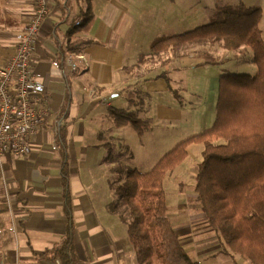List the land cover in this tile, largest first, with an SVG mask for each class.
<instances>
[{
    "label": "crops",
    "instance_id": "1",
    "mask_svg": "<svg viewBox=\"0 0 264 264\" xmlns=\"http://www.w3.org/2000/svg\"><path fill=\"white\" fill-rule=\"evenodd\" d=\"M130 1L92 0L94 24L90 31L75 37L97 42L80 53L86 63L80 60L76 72L62 75L53 60L63 61L61 48L65 46L67 32L74 22L81 20L88 0H49L50 12L34 49V72L46 84L50 96L48 122L46 129L32 140L30 153H8L4 163L0 160V264H60L57 258L44 257L48 250L63 243L68 222L64 210V151L60 146L53 150L48 145L55 139L51 130L55 117L67 137L68 187L73 200L78 264H140L127 225L119 216L122 207L119 213L109 208L117 199L112 182L123 181L122 165L124 169L132 167L141 172L143 167L153 168L163 156L167 135L180 126L187 108H196V96H214L215 112L212 110L206 128L215 122L222 74H212L210 79L200 75L199 86L190 80V75L196 69L218 65L216 62L196 66L203 60L192 61L188 65L184 62L188 57L173 52L154 71L142 57V39L151 34L149 28L145 29L149 15L144 9L150 6L155 10L153 28L177 25L179 19H187L178 13L177 0ZM210 5L208 9L214 13L218 3L213 1ZM34 11L35 0H0V66L15 55L23 27ZM221 49L217 44V51ZM163 72L177 95L169 89L166 78H156ZM190 85H196L194 98ZM181 89L187 95L180 94ZM112 108L137 111L152 127L143 135L131 125L118 127L109 114ZM201 130L205 128L194 132ZM182 138H176L166 148H173ZM126 146L133 150L126 152ZM197 147L198 143L191 144L184 162L166 175L167 215L194 261L251 264L228 248L222 234L209 225L197 204L195 176L199 161L191 159L192 150ZM201 159L200 155V162ZM169 189L174 192L171 203Z\"/></svg>",
    "mask_w": 264,
    "mask_h": 264
},
{
    "label": "trees",
    "instance_id": "2",
    "mask_svg": "<svg viewBox=\"0 0 264 264\" xmlns=\"http://www.w3.org/2000/svg\"><path fill=\"white\" fill-rule=\"evenodd\" d=\"M92 0L81 20L69 28L61 55L80 54L97 41L75 37L91 30L95 15ZM261 7L238 4L217 5L211 22L193 30L156 38L151 48L166 52L185 44L218 42L228 51L253 52L257 67L254 75L225 73L219 78L216 119L204 131L192 134L166 152L147 172L126 167L124 179L112 182L117 196L109 208L118 212L127 225L128 236L140 264H201L194 261L181 244L167 215L166 175L188 156L193 143L203 145L202 160L195 176V193L209 225L220 232L228 248L239 253L251 264H264V40L259 37ZM204 61L196 66L216 61L204 53ZM166 78L167 73L156 78ZM66 108L63 109L65 111ZM109 114L115 125H131L139 135L151 128L149 120L137 111L112 108ZM65 129L60 130L58 147L64 151L62 167L65 185L67 227L63 243L44 254L60 260V264H78L74 247L75 221L73 200L69 191V162ZM109 158V157H108ZM118 170V169H117Z\"/></svg>",
    "mask_w": 264,
    "mask_h": 264
},
{
    "label": "built area",
    "instance_id": "3",
    "mask_svg": "<svg viewBox=\"0 0 264 264\" xmlns=\"http://www.w3.org/2000/svg\"><path fill=\"white\" fill-rule=\"evenodd\" d=\"M50 12L49 0H35V11L24 25L17 51L0 66V160L12 153L17 156L31 152L34 137L47 127L50 96L44 81L34 72L35 40L44 20ZM86 58L81 54H66L63 61L53 60L62 75L74 73L79 62ZM61 122L54 118L51 130L55 139L49 147L58 149L56 142ZM60 260L57 259L58 263Z\"/></svg>",
    "mask_w": 264,
    "mask_h": 264
},
{
    "label": "rangeland",
    "instance_id": "4",
    "mask_svg": "<svg viewBox=\"0 0 264 264\" xmlns=\"http://www.w3.org/2000/svg\"><path fill=\"white\" fill-rule=\"evenodd\" d=\"M167 2L169 1H174V0H166ZM213 1H216L219 5H227V4H238L240 1H244L246 5L248 6H256V7H261L262 8V21H261V26L259 27V37L264 40V0H177L178 8H179V14L183 15V17H186L187 19L182 21L178 20L177 25H170V24H163L161 26H156L153 28V24L156 22L154 21L155 19L153 16L155 15V10H153L152 7L148 6L144 9V13L149 15L148 16V25L145 26L146 28L150 29V36L149 38H143L141 42V47L143 51L145 52L142 57L146 58L149 66L154 70L157 71L161 65H163L164 61L168 59V57L173 56V52L178 53L179 55L184 54V57H188L189 59H185L184 62L190 63L192 61L197 62V61H204V58H202L200 55L204 53H208L210 59H214L218 65L216 66H210L207 67L208 69H196L193 74L190 75L191 79L194 80L198 86L200 85V80L197 81V78L200 75H208V79L212 77V74L215 73H220V74H225V73H244V74H250L254 75L257 71V67L255 63L252 60L253 52L251 48H248L245 53L237 51H228L225 49H221L220 51H217V44L218 42H209V43H204V44H196V43H189L185 44L181 47L178 48H172L166 52L162 53H155L153 52L151 48V41L155 40L156 38L163 36V35H170V34H178V33H184L190 30L195 29L196 27L208 24L212 20V13L213 10L208 9L210 7L211 3ZM133 3V0L130 1ZM148 4V3H147ZM161 6V5H160ZM152 9V10H149ZM135 12V11H134ZM133 13V12H132ZM262 28V30H261ZM153 29V30H152ZM162 63V64H161ZM215 63V64H216ZM204 70H210V72H205ZM213 70V71H211ZM213 72V73H211ZM209 83L207 82V85ZM196 86V85H195ZM194 87L190 85V94L192 95V98H194ZM207 86L205 87V89ZM198 87L197 91L198 92ZM180 94L187 95V91L185 89H181L179 91ZM196 108H187L185 114L183 115V118L179 121V127L176 128L175 130H172L170 134L167 135V138L165 140L166 144L164 149V152H162L164 155L166 152H168L169 148H166L167 144L171 143L174 141L176 138L183 137L185 139L186 137L200 133L199 132H194L197 131V129H202L206 127L207 119L212 115V110L215 112V100L214 96L212 97L210 94L207 96H196ZM196 109V110H195ZM195 113L191 114L190 111H194ZM201 120L198 122V120ZM152 127V124H151ZM148 131V130H147ZM202 131V130H201ZM162 132V131H161ZM166 132L165 129L162 132V134ZM181 140V141H182ZM131 142V140H130ZM180 142V141H179ZM197 148L199 149H193L192 150V158L198 159L200 163V155L202 157V154L200 151H203V145L201 143H198ZM169 149V150H167ZM133 149L129 148L126 146V152H131ZM167 150V151H166ZM166 151V152H165ZM155 155V154H154ZM140 156L137 153V157ZM156 156V155H155ZM202 160V159H201ZM143 172L149 171V168L143 167L142 168ZM124 167L122 165V172L124 175ZM173 189H169V199L171 203V195L173 194ZM198 202V201H197ZM198 206H200L199 202L197 203ZM169 205V202H168ZM200 212L201 209H200Z\"/></svg>",
    "mask_w": 264,
    "mask_h": 264
}]
</instances>
